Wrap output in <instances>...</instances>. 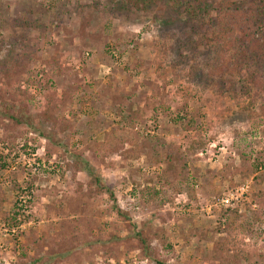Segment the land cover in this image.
Returning <instances> with one entry per match:
<instances>
[{
    "label": "rangeland",
    "instance_id": "rangeland-1",
    "mask_svg": "<svg viewBox=\"0 0 264 264\" xmlns=\"http://www.w3.org/2000/svg\"><path fill=\"white\" fill-rule=\"evenodd\" d=\"M118 2L0 0V264H264V76L242 94L233 42Z\"/></svg>",
    "mask_w": 264,
    "mask_h": 264
},
{
    "label": "trees",
    "instance_id": "trees-1",
    "mask_svg": "<svg viewBox=\"0 0 264 264\" xmlns=\"http://www.w3.org/2000/svg\"><path fill=\"white\" fill-rule=\"evenodd\" d=\"M117 4L124 11H146L155 6H162L164 11L170 14L169 17L179 18L196 32L202 31L203 36L199 35L200 39L203 37L209 40V37L213 35L218 44L233 42V60L229 61L227 69L229 70L230 65H233L232 67L245 79L241 82V93L248 95L252 90L251 85L257 86V83H262L260 79L264 76V0H246L245 2L240 0H119ZM114 8L117 9L116 4ZM212 12H215L213 18ZM207 19L216 25L213 33L208 31L212 29L207 30L212 25L207 22ZM30 24L23 17L14 21L16 27H30ZM241 72H243L242 75ZM226 92L231 96L235 95L232 90H226ZM165 151L167 160H170L171 149L168 150L166 147ZM77 162L80 161L77 160ZM178 162L180 166L179 178L184 180L186 165L183 159H179ZM253 162L250 157H247L243 165L234 168L230 174L232 176L246 174L252 168ZM82 168L90 183L111 200V208L115 210L117 216L125 218L126 213L117 205L113 190L96 173L94 167L87 161H83ZM179 190H186L190 195L193 194V190L189 188ZM245 208L247 215L242 221L241 227L245 231H251L254 227L261 226L264 222V191L254 192L251 202L246 203ZM159 237L164 239L162 235ZM137 238L140 247L147 252L149 243L140 231H138ZM155 262L165 264L160 261ZM219 262L227 264L223 259Z\"/></svg>",
    "mask_w": 264,
    "mask_h": 264
},
{
    "label": "built area",
    "instance_id": "built-area-1",
    "mask_svg": "<svg viewBox=\"0 0 264 264\" xmlns=\"http://www.w3.org/2000/svg\"><path fill=\"white\" fill-rule=\"evenodd\" d=\"M230 200L228 197H221L220 198V202L223 206H228L230 204Z\"/></svg>",
    "mask_w": 264,
    "mask_h": 264
}]
</instances>
